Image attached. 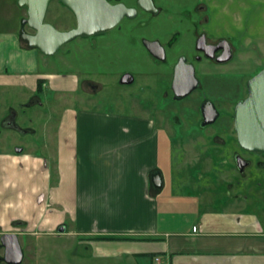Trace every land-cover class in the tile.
Segmentation results:
<instances>
[{"label":"crops","instance_id":"crops-1","mask_svg":"<svg viewBox=\"0 0 264 264\" xmlns=\"http://www.w3.org/2000/svg\"><path fill=\"white\" fill-rule=\"evenodd\" d=\"M41 54L20 30L0 29V87H24L33 94L27 104L39 105L47 86L74 92L78 78L43 72ZM163 134L147 116L65 107L41 143L48 153L0 150V225L19 219L33 234L75 237L105 264L123 254L133 264L155 257L159 264H264L260 208L238 197L185 195L186 181H167L174 163Z\"/></svg>","mask_w":264,"mask_h":264},{"label":"rangeland","instance_id":"rangeland-1","mask_svg":"<svg viewBox=\"0 0 264 264\" xmlns=\"http://www.w3.org/2000/svg\"><path fill=\"white\" fill-rule=\"evenodd\" d=\"M193 1L154 0L163 10L157 15L141 12L136 17L123 18L118 25L102 34L74 38L52 55L42 53L40 70L47 74L75 75L77 88L74 92L59 93L47 86L41 93H36L40 97L39 105L27 104L33 94L24 87H0V150L13 151L23 147L36 154L48 153L41 148V143L55 131L65 107L143 115L154 119L159 130L165 129L169 133L165 135L171 140L174 165L173 171L166 173L167 181L170 178L175 184H180L179 180L186 181L188 187L181 190L185 195L201 192L215 201L238 197L246 200L248 206L260 208L257 212L264 215V167L255 162L260 156L240 150L232 124L225 119L219 118L208 125L205 133L209 134H193V131L199 132L200 126L196 118L187 119L190 109H184L183 102L194 105L196 96L183 102L175 101L168 90L166 65L153 59L141 41L142 38L158 37L164 42L172 37L176 50L190 53L194 49L192 34L182 29L180 35L173 31L181 27V19L185 21L184 14L177 12V6ZM249 1L260 4L264 0H224L222 4L229 6L232 19L243 20L246 14L238 8L250 4ZM170 4L173 6L167 8ZM254 8L251 19H248V33L254 34L253 42L248 43L249 39H245L236 43L234 40L237 57L224 67L232 70L222 71V75L215 77L219 89L227 93V99L234 100L244 93L246 78L264 69V8ZM26 16V7L19 6L18 0H0V29L15 33L20 29L31 32L32 29L23 24ZM44 20L58 30L70 29L76 23L72 11L59 0H50ZM124 73L133 76L132 83L120 82ZM85 81L90 83L82 85ZM212 83L207 87L210 92L217 89ZM11 111L16 112L15 124L24 133L12 124L6 127L2 124ZM177 115L184 116L177 118ZM28 129L34 133L26 132ZM214 135L222 138L214 140ZM235 153L253 162L239 171ZM33 241L44 248L43 261L39 264H105L108 261L93 258L90 249L78 244L75 237L39 233ZM110 261L113 264H133L132 256L124 254ZM141 264H151L150 259H141Z\"/></svg>","mask_w":264,"mask_h":264},{"label":"flooded vegetation","instance_id":"flooded-vegetation-1","mask_svg":"<svg viewBox=\"0 0 264 264\" xmlns=\"http://www.w3.org/2000/svg\"><path fill=\"white\" fill-rule=\"evenodd\" d=\"M107 1L111 4L123 3L127 7L135 8L136 15L134 17L139 15V13L141 12L150 15H157L161 11H163L161 5H157L154 0L152 1L153 5L156 8L155 13L143 10L137 4V0ZM223 1L224 0H194L193 3L179 4L177 6L179 7L177 9V12L181 13L182 15L184 14L185 21H182L181 19L180 22L183 24L179 29H175L173 33L180 35L183 30V32L186 31L192 34V39L194 40V49L190 51V53L185 50H176L174 47L175 40H172V37H170V40L164 42L158 37L142 38L141 40L146 50L147 48L143 43V40L145 39L150 41H158L159 44L163 47V59L156 58L148 50L147 51L153 59L166 65V71H168L169 75L168 90L170 91L172 98L177 102H183L193 95L196 96L197 101L196 103H194V105H192L190 102H183L185 103L183 106L184 109H190V113L187 115V119L189 120L191 118H196L200 126L198 129L199 132L195 133L193 131V134H209V132L205 133V128L208 125L215 123L217 119L220 118L222 120L225 119L227 122H231L232 130L235 135L233 126L234 107L237 102L243 100L247 96L246 82L250 77L257 73H251L252 76L246 78L244 83L245 92L237 95L234 100L227 99V93L220 90V87H218L215 82V77L218 75H222V71L232 70L224 67L227 63L234 61L236 59L235 57H237V47L234 44V40H236V43L238 40L242 42L245 39H249L247 41L248 43L253 42L252 40L254 39V34L248 33V19H251L253 10L255 9L254 7H256L257 9L261 7L264 8V4H262L264 3V1H262V3L260 4L249 1L250 4L242 5V7L238 8L241 12L246 14L244 16V19L234 20L231 18V14L229 13L231 11L228 9L229 6L226 5V9V6L222 4ZM172 6L173 4H170L167 8H170ZM168 10L170 11V9ZM259 21H261V16L259 18ZM33 32L34 31L32 30L29 33ZM179 62H181L183 67L176 68ZM190 66H192V71H194L195 77L198 79L199 84L185 97L176 99L172 89L174 71H190ZM209 83H212V85H214V87H216L217 89H214V91L210 92L207 88L211 87ZM181 112L183 114V111ZM215 112H217L215 119L212 122L205 124V118L209 117L211 113ZM191 114H193L192 117ZM183 116L184 115H177V118ZM10 118L11 121L8 122V124H12L17 130L24 132L23 129L13 123V118ZM229 129L227 128V130ZM162 130L167 133L165 129ZM217 138L221 139L222 137H220V135H214V140ZM240 150L245 151L242 148H240ZM245 152L258 154L260 158L262 157L263 159L258 158L255 160V162L259 166L261 165L264 167V154L248 151ZM234 157L236 166L237 159L239 160L240 166H242L241 170H239L237 166L239 171H243L253 162H251L247 158L240 156L237 153L234 154ZM35 236L36 234H33L29 231L27 223L23 220L11 219L8 222V226L0 225V264H37L38 262H42L43 260H41V256L43 255L42 253L44 252V248L41 245L34 243L33 240Z\"/></svg>","mask_w":264,"mask_h":264},{"label":"water","instance_id":"water-1","mask_svg":"<svg viewBox=\"0 0 264 264\" xmlns=\"http://www.w3.org/2000/svg\"><path fill=\"white\" fill-rule=\"evenodd\" d=\"M75 16V26L67 30H58L45 22L50 0H18V5L26 7L27 16L23 24L34 32L20 29V37L29 47L38 49L45 55L54 54L61 46L77 37H89L102 34L114 28L123 17H134L135 8L123 3L111 4L107 0H59ZM137 4L147 12H156L152 0H137ZM147 50L156 58L163 59V47L158 41L143 40ZM183 67L181 62L176 68ZM190 71H174L172 89L176 99L188 95L199 84L192 66ZM133 76L125 73L120 82L129 84ZM247 96L236 103L233 110V126L240 148L248 152L264 154V69H261L246 82ZM217 112L206 117L204 123L212 122ZM21 148H16L20 151ZM239 170L242 166L236 160ZM156 186L161 185V176L156 173L152 178Z\"/></svg>","mask_w":264,"mask_h":264},{"label":"built area","instance_id":"built-area-1","mask_svg":"<svg viewBox=\"0 0 264 264\" xmlns=\"http://www.w3.org/2000/svg\"><path fill=\"white\" fill-rule=\"evenodd\" d=\"M194 230H195V229H194ZM153 261H154V264H159V263H160L158 257H155Z\"/></svg>","mask_w":264,"mask_h":264},{"label":"trees","instance_id":"trees-1","mask_svg":"<svg viewBox=\"0 0 264 264\" xmlns=\"http://www.w3.org/2000/svg\"><path fill=\"white\" fill-rule=\"evenodd\" d=\"M42 82H43L42 80H40V79L38 80V82H37V86H38V88H40V87H41V85H42ZM153 260H154V259H153Z\"/></svg>","mask_w":264,"mask_h":264}]
</instances>
